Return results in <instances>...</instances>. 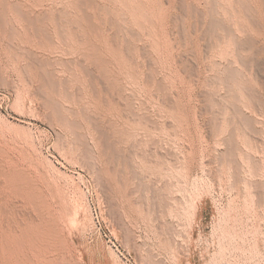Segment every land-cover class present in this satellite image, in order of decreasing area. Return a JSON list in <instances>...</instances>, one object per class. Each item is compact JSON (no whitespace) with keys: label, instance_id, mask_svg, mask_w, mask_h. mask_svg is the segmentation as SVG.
<instances>
[{"label":"rangeland","instance_id":"374dc122","mask_svg":"<svg viewBox=\"0 0 264 264\" xmlns=\"http://www.w3.org/2000/svg\"><path fill=\"white\" fill-rule=\"evenodd\" d=\"M83 1L0 0V264H264V0Z\"/></svg>","mask_w":264,"mask_h":264},{"label":"bare ground","instance_id":"6f19581e","mask_svg":"<svg viewBox=\"0 0 264 264\" xmlns=\"http://www.w3.org/2000/svg\"><path fill=\"white\" fill-rule=\"evenodd\" d=\"M81 1H82V0H81ZM85 1L87 2V0H85ZM85 1H83V3H84ZM79 2H80V0H79ZM79 2H78V3H79ZM78 3H77V4H78ZM80 3H81V2H80ZM81 4H82V3H81ZM78 5H80V4H78ZM83 5H85V3H84ZM88 5H89V4H88ZM88 5H87V6H88ZM93 5H94V4H93ZM77 7H78V6H77ZM79 7H80V6H79ZM81 7H83V6H81ZM85 8H86V7H85ZM85 8H84V9H85ZM87 8H88V7H87ZM87 8H86V9H87ZM78 9H79V8H78ZM82 9H83V8H82ZM82 9H81V10H82ZM16 10H17V8H16ZM18 10H19V8H18ZM89 10H90V9H89ZM87 11H88V10H87ZM84 12H86V11H84ZM20 13H21V12L19 11V14H20ZM86 15H87V14H85V15H83V16L85 17ZM88 16H89V15H88ZM86 17H87V16H86ZM87 18L89 19L90 16L87 17ZM32 21H33V20H32ZM32 21H31V22H32ZM86 21H88V20H86ZM89 21H90V20H89ZM89 21H88V22H89ZM92 21H93V20H92ZM31 22H30V23H31ZM28 23H29V22H28ZM91 24H92V22H91ZM88 25H89V23H88ZM95 25H96V24H95ZM36 26H37V25H36ZM89 26H90V25H89ZM96 27H97V26H96ZM93 30H94V29H93ZM93 30H92V31H93ZM89 31H90V30H89ZM96 31H97V30H96ZM43 45H44V44H43ZM116 47H117V46H116ZM117 49H119V48H117ZM115 51H116V50H115ZM98 53H99V52H98ZM96 54H97V53H96ZM94 59H95V58H94ZM34 61H35V60H34ZM95 61H96V60H95ZM103 62H104V61H103ZM99 64H100V62H99ZM103 65H104V64H103ZM46 75H47V74H46ZM43 77H44V76H43ZM46 78H47V77H46ZM47 81H48V80H47ZM52 104H54V103H52ZM54 106H55V105H54ZM2 167H3V166H2ZM0 173H1V172H0ZM21 174H22V173H21ZM24 175H25V174H24ZM24 175H23V176H24ZM9 176H10V175H9ZM14 176H15V175H14ZM24 177H25V176H24ZM26 177H27V176H26ZM11 178H12V177H11ZM23 179H24V178H23ZM3 183H4V182H3ZM18 188H19V187H18ZM22 189H23V188H22ZM18 192H19V191H18ZM22 194H23V193H22ZM37 199H38V198H37ZM40 199H41V198H40ZM33 201H34V200H33ZM42 203H43V201H42ZM37 204H38V202H37ZM37 206H38V205H37ZM41 207H42V206H41ZM5 208H6V207H5ZM7 208H8V207H7ZM12 208H13V207H12ZM0 210H1V209H0ZM4 210H5V209H4ZM39 212H40V211H39ZM11 213H12V212H11ZM11 213H10V214H11ZM42 213H43V212H42ZM51 231H52V230H51ZM53 232H54V231H53ZM30 233H31V232H30ZM26 234H27V233H26ZM29 236H30V234H29ZM56 236H57V235H56ZM26 237H27V236H26ZM25 239H26V238H25ZM21 242H22V241H21ZM19 244H20V243H19ZM12 248H13V247H12ZM10 249H11V248H10ZM14 252H15V251H14ZM28 252H29V251H28ZM0 253H1V252H0ZM1 254H2V253H1ZM25 256H26V255H25ZM45 258H46V257H45ZM64 258H65V257H64ZM31 259H32V258H31ZM67 259H68V258H67ZM4 260H5V259H4ZM30 261H31V260H30ZM32 261H33V260H32ZM12 262H13V261H12ZM18 262H19V261H18ZM6 263H7V262H6ZM63 263H64V262H63ZM66 263H67V262H66ZM59 264H60V263H59Z\"/></svg>","mask_w":264,"mask_h":264}]
</instances>
